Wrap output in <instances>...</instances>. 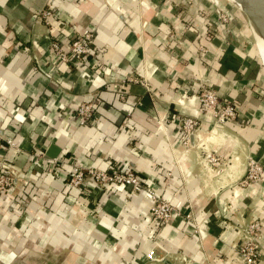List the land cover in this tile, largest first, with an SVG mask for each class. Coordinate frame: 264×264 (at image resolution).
Wrapping results in <instances>:
<instances>
[{
	"label": "crops",
	"instance_id": "1",
	"mask_svg": "<svg viewBox=\"0 0 264 264\" xmlns=\"http://www.w3.org/2000/svg\"><path fill=\"white\" fill-rule=\"evenodd\" d=\"M210 1L0 0V143L16 146L0 150L13 179L0 195L5 264L26 255L42 264H242L236 247L256 220L264 264V174L237 184L248 159L264 169L262 69L244 15L227 9L219 27ZM85 30L93 52L61 63L52 37L67 43ZM204 87L234 105V122L197 113ZM81 103L96 118L85 127ZM183 117L198 119L223 165L205 166L195 136L182 144ZM75 166L129 169L143 189L106 194L91 180L80 192L66 184ZM146 189L174 208L168 224L150 216Z\"/></svg>",
	"mask_w": 264,
	"mask_h": 264
},
{
	"label": "built area",
	"instance_id": "2",
	"mask_svg": "<svg viewBox=\"0 0 264 264\" xmlns=\"http://www.w3.org/2000/svg\"><path fill=\"white\" fill-rule=\"evenodd\" d=\"M211 4L224 14V7L221 0H211ZM225 15V14H224ZM52 16L50 10H44L40 19L44 22H48ZM227 22V19H223ZM93 41V33L90 30H85L76 37L69 40L67 43L61 42L60 34L55 33L51 39L50 48L54 55L63 64H69L74 60L77 62L83 61L87 58L93 49L91 44ZM24 50H27L26 48ZM142 85L148 87L146 81L141 82ZM197 113L211 114L217 124H224L227 122H234L236 120L235 107L232 103H222L217 97L216 93L209 88H202L197 96ZM187 98L186 94H183L182 98L177 101L179 105H183L184 99ZM94 111L93 105L89 103H81L76 109V116L80 126L85 127L93 120L90 118L91 113ZM93 117V116H92ZM90 122V123H89ZM181 141L185 147L190 144V136L196 137V146L204 153L205 166L208 169H216L223 165L220 158L212 152L206 151L205 141L197 133L199 130V122L197 118L183 117L179 120ZM215 133V131H213ZM3 148L15 149L14 142L10 139L6 140L3 144L0 143V150ZM58 159H52V164H57ZM264 174L263 167L255 160L248 159L246 170L242 179L238 181V186L246 187L252 184H256ZM87 176V177H86ZM87 178H90L94 183L104 190L106 194L113 191L114 188L119 186H128L135 190H141L142 180L131 170L123 169L118 172H105L97 170L93 167L84 168L75 166L68 173L67 179H69V186L76 188L80 192L84 190L87 185ZM13 179L4 167L0 169V194L9 193L12 191ZM82 190V191H81ZM146 194L150 198L149 214L159 224H168L171 219L176 215L174 208L166 201H164L157 192L146 189ZM187 218H190L188 215ZM263 222L256 220L248 225L247 236L243 242H241L236 250L242 259V264H256L257 263V244L261 238Z\"/></svg>",
	"mask_w": 264,
	"mask_h": 264
},
{
	"label": "rangeland",
	"instance_id": "3",
	"mask_svg": "<svg viewBox=\"0 0 264 264\" xmlns=\"http://www.w3.org/2000/svg\"><path fill=\"white\" fill-rule=\"evenodd\" d=\"M221 3H222V6L224 7V14H222L221 13V11H217V9L211 4V7H212V11L214 12V14L216 15V23H217V25L219 26V27H221V26H223V25H226L227 24V22L229 21V15H228V13H227V9H231V11L232 12H234V13H239V14H242V15H244L241 11H239L238 10V8L235 6V5H233L232 3H230V2H227V1H225V0H221ZM224 17L227 19V22H225L223 19H224ZM244 17H245V19H246V21H247V24H248V26H250L251 27V23L249 22V20L247 19V17L244 15ZM256 34H254V36H255ZM254 36L253 37H251L252 38V43H253V45H254V48H255V54L257 55V59H258V61H259V63H260V67H261V69H262V80H263V82H262V85H263V87H264V65H263V63H262V57H261V54H260V52L258 51V48H257V46H256V41H255V39H253L254 38ZM256 37V36H255ZM93 111V110H92ZM93 116V117H92ZM94 111L91 113V119L93 120V121H95L96 120V118H94ZM76 119H77V116H76ZM78 121V120H77ZM90 123V122H89ZM89 125V124H88ZM84 168H86V167H84ZM87 168H89V167H87ZM98 170V169H97ZM101 171V170H100ZM120 171H122V170H120ZM119 171V172H120ZM87 177V176H86ZM91 181V179L90 178H87V182H90ZM94 182V181H93ZM66 184H67V186L68 187H70V188H72V189H76V188H73V187H71V186H69V179H67L66 180ZM12 186H13V184H12ZM98 187H100L99 185H98ZM102 189V188H101ZM82 191V190H81ZM4 194H8V193H4ZM0 195H2V194H0ZM9 244V243H8ZM2 251L5 253V252H7V251H4V250H1L0 249V264H5V262L7 261V260H5L8 256H6V255H3V253H2ZM8 255L10 254V253H7ZM43 258H45V257H43ZM22 259V258H21ZM21 259H19V260H21ZM41 259H42V256H31L30 257V255L29 256H23V260H21V261H24L25 262V264H42V261H44L45 259H43L42 261H41ZM32 261H39L38 263H35V262H32ZM6 264H8V263H6Z\"/></svg>",
	"mask_w": 264,
	"mask_h": 264
},
{
	"label": "water",
	"instance_id": "4",
	"mask_svg": "<svg viewBox=\"0 0 264 264\" xmlns=\"http://www.w3.org/2000/svg\"><path fill=\"white\" fill-rule=\"evenodd\" d=\"M235 5L264 36V0H225ZM264 75V74H263Z\"/></svg>",
	"mask_w": 264,
	"mask_h": 264
},
{
	"label": "bare ground",
	"instance_id": "5",
	"mask_svg": "<svg viewBox=\"0 0 264 264\" xmlns=\"http://www.w3.org/2000/svg\"><path fill=\"white\" fill-rule=\"evenodd\" d=\"M254 34H256V39H257V43H258V47H259V52L261 54L262 57V63L264 65V36L261 35L259 32H257V30L254 28L253 25H251Z\"/></svg>",
	"mask_w": 264,
	"mask_h": 264
}]
</instances>
